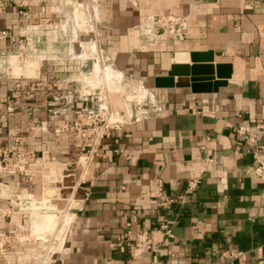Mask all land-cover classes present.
Masks as SVG:
<instances>
[{
    "label": "crops",
    "instance_id": "crops-1",
    "mask_svg": "<svg viewBox=\"0 0 264 264\" xmlns=\"http://www.w3.org/2000/svg\"><path fill=\"white\" fill-rule=\"evenodd\" d=\"M15 1L0 3V31L22 29ZM100 9L109 15L103 31L113 33L103 35L115 47L109 61L119 75L146 81L153 108L120 122L90 154L80 125L95 96H77L53 74L48 84L41 77L31 88L4 84L0 197L26 193L56 209L66 202L69 222L47 264H258L264 260V181L254 168L257 160L264 162V0H104ZM165 15L185 17L188 38L165 37L142 50L137 30L150 16ZM0 46L9 51L13 44ZM192 52L211 56L212 63L201 64L229 65L226 85L209 93L154 86L175 54ZM14 74L24 76L21 69ZM113 100L118 107V98ZM13 140L20 154H1ZM204 158L212 163L199 172ZM193 178L197 187L181 204L156 208V181L177 197ZM45 190L56 197L43 198ZM27 218L15 214L0 224V233L12 239L0 250V264H42L33 259L40 245L27 240ZM142 231L152 247L137 260L127 248L112 246L117 237ZM225 252L241 255L229 262Z\"/></svg>",
    "mask_w": 264,
    "mask_h": 264
},
{
    "label": "rangeland",
    "instance_id": "rangeland-1",
    "mask_svg": "<svg viewBox=\"0 0 264 264\" xmlns=\"http://www.w3.org/2000/svg\"><path fill=\"white\" fill-rule=\"evenodd\" d=\"M13 2L14 0H0L1 4H13ZM15 2L21 7L19 17L23 22L22 29L16 34L6 31L8 37L0 39V43L9 41L13 44L9 51L0 46V87L9 83L12 87L18 88L20 82L21 86L31 88L41 77L48 84L52 80V74L55 78L68 81V84L76 90L77 96L85 97L90 94V98L96 97L87 112L85 123L80 125L81 129L90 121L101 126L103 121L108 123L112 116L116 115L121 118L119 122H124L153 108L150 104L154 99L146 81L141 78H130L124 74L119 75L109 61L115 47L103 39V35H113L112 32L105 33L101 26L104 19L109 18L108 14L106 17L103 13L100 14L104 0ZM62 24H65L64 28H60ZM142 29L144 28H139L137 33L139 40L144 43L141 47L144 50L154 41H147ZM146 41L148 43H145ZM119 51L125 53L124 48ZM9 58L18 59L15 66H8ZM14 67L21 69L24 76H16ZM139 68L138 65L137 71L141 76L144 72ZM111 70L116 74L107 78V73ZM14 92L16 93L17 90ZM98 92L103 93L100 99ZM114 97L118 98V107L113 104ZM156 100L158 99L155 96ZM0 104H3L2 101ZM1 113L0 106V117ZM1 154H20L18 140H13ZM16 163L17 161L13 163V167L16 166L18 170L19 166ZM44 183H48L47 179ZM61 198H67L66 193H62ZM0 199L11 200L14 206L11 216L27 215V236L30 235L27 240L40 245L39 250L33 253V259L47 264L51 251L60 243L63 229L69 222L66 202H60L59 208L56 209L47 201H36L33 195L28 196L21 192ZM49 216L52 220L46 224L44 218ZM0 235V250H3L6 245L12 243V239L8 233H0Z\"/></svg>",
    "mask_w": 264,
    "mask_h": 264
},
{
    "label": "built area",
    "instance_id": "built-area-1",
    "mask_svg": "<svg viewBox=\"0 0 264 264\" xmlns=\"http://www.w3.org/2000/svg\"><path fill=\"white\" fill-rule=\"evenodd\" d=\"M143 28V35H145L147 41L150 42L154 40H161L165 37H168L174 41L183 42L188 38V22L187 19L183 16H150ZM7 37L8 33L6 31L0 32V39ZM119 125L120 122L118 120H109L108 123L106 121H103V124L101 126H98L96 122L90 121L85 128L81 129V137L86 140L85 147L89 149V153L93 154L96 151V148L101 139L104 138L112 128H116ZM238 133L240 135H243L244 128H239ZM90 138H92V140L88 141V139ZM251 142H254V138L251 139ZM204 147L205 145L204 143H202L201 149H204ZM211 163L212 160L204 158L199 167V172L207 171ZM254 173L258 179L264 181V162L257 160V165L254 168ZM197 182L198 178L189 180L186 184L184 193L177 197H172L165 191L163 182L161 180L156 181V185L153 190V198L155 200L156 208L167 209L173 205L181 204L186 195L190 194L196 189ZM13 211L14 206L10 199H0V223H3L8 218H10L13 214ZM160 228L167 236H171L170 230L166 223H162L160 225ZM112 246L118 248H127L129 250L130 258L132 260H137L151 249L152 240L147 232L142 231L135 234L133 238H125L123 236H119L116 238ZM240 255V253L236 252H225L223 254L224 258H226L229 262L237 259ZM258 264H264V260L260 259Z\"/></svg>",
    "mask_w": 264,
    "mask_h": 264
},
{
    "label": "water",
    "instance_id": "water-1",
    "mask_svg": "<svg viewBox=\"0 0 264 264\" xmlns=\"http://www.w3.org/2000/svg\"><path fill=\"white\" fill-rule=\"evenodd\" d=\"M189 62L192 64L189 65ZM201 63H212L211 56L196 52L188 55L175 54L167 75L155 78L154 86L156 88H189L192 93H209L216 92L219 87L226 85V81L231 76L229 65Z\"/></svg>",
    "mask_w": 264,
    "mask_h": 264
},
{
    "label": "bare ground",
    "instance_id": "bare-ground-1",
    "mask_svg": "<svg viewBox=\"0 0 264 264\" xmlns=\"http://www.w3.org/2000/svg\"><path fill=\"white\" fill-rule=\"evenodd\" d=\"M79 15V14H78ZM17 60L18 59H16V58H11V59H9V61H8V63L10 64V67H11V65H14V64H16L17 63ZM27 65V64H26ZM1 66V65H0ZM15 66V65H14ZM17 67V66H16ZM16 67H14V69H15V73L17 72L18 73V71H19V68H16ZM30 70V69H29ZM31 71V70H30ZM54 171V170H53ZM62 173V172H61ZM54 175V174H53ZM60 176V175H59ZM57 176H55V178H56ZM51 179V178H50ZM54 179V178H53ZM57 181V180H56ZM56 195H57V193L54 191V190H45V192H44V194H43V198H49V199H53V198H55L56 197ZM51 220H52V217H45L44 218V222L47 224L48 222H51Z\"/></svg>",
    "mask_w": 264,
    "mask_h": 264
}]
</instances>
